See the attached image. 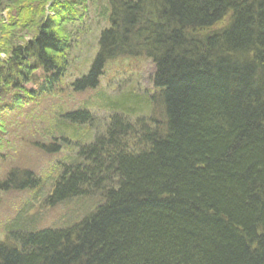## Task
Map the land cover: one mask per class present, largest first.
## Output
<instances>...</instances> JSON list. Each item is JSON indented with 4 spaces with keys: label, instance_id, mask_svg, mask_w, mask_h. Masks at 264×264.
<instances>
[{
    "label": "trees",
    "instance_id": "obj_1",
    "mask_svg": "<svg viewBox=\"0 0 264 264\" xmlns=\"http://www.w3.org/2000/svg\"><path fill=\"white\" fill-rule=\"evenodd\" d=\"M81 1L0 0L9 12L0 18V141L37 118V136L25 139L53 154L72 129L79 156L49 199L96 192L102 201L75 227L3 233L0 264H264V0H110L90 16L103 30L90 68L72 77L73 21L85 35L90 18ZM65 3L75 19L42 13ZM133 29L150 36L155 92L136 98L151 117L130 116L135 96L110 101L103 124L91 110L58 111L65 95L98 90L107 64L137 57L114 54ZM47 101L56 110L37 117ZM15 170L2 173L0 190L45 183Z\"/></svg>",
    "mask_w": 264,
    "mask_h": 264
},
{
    "label": "rangeland",
    "instance_id": "obj_2",
    "mask_svg": "<svg viewBox=\"0 0 264 264\" xmlns=\"http://www.w3.org/2000/svg\"><path fill=\"white\" fill-rule=\"evenodd\" d=\"M42 13L47 16L54 14L50 12L45 13L44 11ZM89 13L90 12L85 13V16ZM8 15L9 12L7 10L0 11L1 19L7 20ZM56 15L59 16V12ZM82 21L83 20L78 21V18L73 21V28H78L77 30L81 31V34L80 37L75 40H73V38L70 39L69 46L71 48L69 49V46H66L65 51L66 55L73 57L71 61L72 69L69 73L72 77L80 74L83 76L84 73L89 70L90 62L87 63V65L84 62L88 61L89 58L93 60L98 50L97 36L103 31L98 30L91 24L92 19H87L86 23H88V25L86 27H88V29L85 30V35H83V29L81 30V28H79L83 26ZM220 27L221 26H219V28ZM105 29H107V26ZM211 32L213 33V30ZM66 61L67 58L65 59V62ZM151 63L152 61L150 60H130L113 63L110 68L111 71L108 72L107 70L108 73L106 72V75L102 76L98 90L88 91L70 96L69 98H66L68 95H65L62 105L69 106L71 109H77L76 106L90 104L96 109L94 112H96L100 118L106 117L109 116L111 112L108 110L111 104L110 101L116 98L134 97L132 96L131 88L134 83H136L138 98H147V96L150 98V95L155 92L152 85V76L155 67L153 63ZM139 103L140 107L135 108V112H132L130 116L136 117L135 120L138 118H150V113L152 112L146 108V102L142 99ZM62 105L57 104V106L61 108L63 107ZM132 106L131 104L128 108L133 109ZM29 109L30 108H28L23 115H25ZM50 110L51 112L56 110L54 101H47L44 105V115L46 111L50 113ZM115 112L121 114L125 112V110L119 108V110ZM155 118L156 121L161 120L164 122L161 111H158ZM38 127L39 122L37 118H23L22 120H18L15 128L9 129V134L5 137L6 139L0 141L2 142L0 146V179L2 173L9 169H16L15 171L27 169L35 173L36 179L40 180L45 178V183L39 187L35 185L20 191L0 190V239H3V233L7 235L25 228L33 231H40L44 229L75 227L85 219L89 213H92L102 201V195L96 192L88 193L83 197L75 196L63 201H50L49 196L53 190V183L58 180L60 174L63 173L66 168L73 165L72 160L77 159V156H79V147L76 146L78 145L76 144V138L72 137L74 131L64 126L61 130L64 133L61 138V141L65 140L63 143L64 148L53 154L41 151L38 148L35 149L32 146L35 140L33 141L25 138L26 135L30 134L37 136L35 131ZM70 127L75 129L73 125H70ZM41 128H43V125H41ZM79 133H81V131H79ZM8 138L11 139V145L10 148L7 149L5 142L9 143V140H7ZM17 139L21 144L17 142ZM39 141H42V139H39ZM46 142L51 141L48 139Z\"/></svg>",
    "mask_w": 264,
    "mask_h": 264
},
{
    "label": "bare ground",
    "instance_id": "obj_3",
    "mask_svg": "<svg viewBox=\"0 0 264 264\" xmlns=\"http://www.w3.org/2000/svg\"><path fill=\"white\" fill-rule=\"evenodd\" d=\"M110 0H82L81 1V3H80V5H81V7H86V8H89V14L85 17V18H88V17H90V16H92V15H95V12L96 11H99V9H98V7L99 6H103V5H106L108 2H109ZM58 2H60V3H62V1H58ZM93 10V11H92ZM58 11H59V13L60 14H64V15H66L68 18H70V19H74L73 18V16L72 15H74L77 11H78V8H75V7H71V6H69L67 3H65V4H60L59 6H58ZM92 11V12H91ZM50 13H54V12H52V11H49ZM50 17V19H53L54 20V22L56 23V18H57V16H56V14H52V15H50L49 16ZM92 19V17H90V18H88V20H91ZM100 23L102 24V26H105V22H103L101 19H100ZM57 24V23H56ZM101 26V25H100ZM99 26V27H100ZM101 28V27H100ZM138 31H137V29H133V30H129V35H127L126 33H125V37H124V39H122L123 40V42L124 41H126V43L127 44H130V45H125L124 43H118L117 44V46H116V48H115V53L114 54H117V53H119V51L121 52V53H123V52H128V51H125V49H131V48H133L135 51L136 50H138V52H136V55H137V57H132V55H134V51L132 52V53H129L130 54V57H127V56H124V55H121L120 56V58L121 59H118V60H116L114 63H116V62H125V61H130V60H135V61H141V60H143V61H152V59H150L148 56H147V53L145 52V50L144 49H146V48H144V44L145 43H148L149 42V38H150V36L149 35H143V34H141V35H136V36H134V35H131V34H133V33H137ZM197 36H198V34H196ZM118 36V35H117ZM143 37H144V39H143ZM203 40V39H202ZM206 40V36L204 35V40L203 41H205ZM147 50V49H146ZM139 51L141 52V54L142 55H139L140 53H139ZM86 65H87V61H85L84 62ZM152 63H153V61H152ZM151 63V64H152ZM113 63H111L110 65L109 64H107L106 66H105V69H104V71H103V74L104 75H106V72H107V70H108V72L109 71H111L110 70V68L112 67L111 65H112ZM153 65H154V63H153ZM155 67V66H154ZM107 72V73H108ZM70 73V72H69ZM132 88V96H135V97H137L138 96V93H137V91H136V83H134L133 84V86L131 87ZM135 90V91H134ZM85 92H88L87 90L86 91H84L83 93H85ZM43 108H44V106L42 107V108H40V112H38V116L37 117H45V118H49L50 117V115H48V116H45L44 115V113H43ZM76 108L77 109H86V110H91V113L93 114V116H94V118H95V120H96V122H97V124H103V123H105V121L107 120V119H109V116H106V117H99L98 116V114L96 113V112H94V111H96V109L95 108H93V105H90V104H86V105H84V106H82V105H80V106H76ZM71 108L69 107V106H64V107H62V108H60V109H58V111H69ZM88 144H90V142L89 143H85V144H82V145H88ZM29 231V230H28Z\"/></svg>",
    "mask_w": 264,
    "mask_h": 264
}]
</instances>
